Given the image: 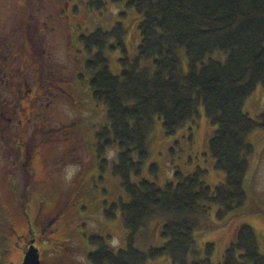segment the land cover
<instances>
[{"label":"rangeland","instance_id":"1","mask_svg":"<svg viewBox=\"0 0 264 264\" xmlns=\"http://www.w3.org/2000/svg\"><path fill=\"white\" fill-rule=\"evenodd\" d=\"M103 1L105 7L97 9L89 7L90 0H67L71 10H65L64 0H0V111L4 115L10 113L27 90L22 89V82L32 84V76L38 81L34 86L35 96L42 92L41 85L43 92L55 96L47 112L52 121L36 124L46 128H36L33 122L30 126L25 124L24 135L20 130L10 133L12 129L2 123L4 118L0 120V264H22L32 244L43 264H91L88 260L94 249L89 243L91 236L106 238L114 251L128 247V230L120 210L114 220L104 214L112 203L128 200L121 180L112 173L119 150L112 144L99 153L105 138L98 137V132L108 123L106 107L91 99L90 76L85 70L87 54L79 42L72 43L68 38L72 22L79 36L98 28L110 29L119 21L128 29L129 57L135 58L140 43L139 14L112 0ZM11 6L19 9L10 10ZM9 17L11 23L5 28ZM37 55L41 59H36ZM104 56L110 71L119 74L121 53L105 50ZM183 67L188 70L185 55ZM26 99L34 105L33 95ZM244 111L253 119L261 115L264 85L259 84L246 100ZM216 130L203 104L198 116L173 136L165 134L163 120L156 117L149 135L151 157L140 178L133 176L132 180L147 179L164 188L176 182V171L189 175L201 169L204 171L201 179L215 190L227 178L224 171L215 168L209 148ZM28 139L33 145L37 142L40 154H35L32 163L25 166L17 153L20 141L28 143ZM247 140L254 146V153L248 157L246 199L241 206L222 215L221 207L209 204L206 220H202V227L195 232L198 258L209 257L212 264H223L225 251L244 224L255 230L259 249L264 254V130L255 129L247 135ZM57 156L59 162L51 163ZM153 163L159 167L157 174L150 172ZM39 208L58 216L53 225L43 228L41 222L28 235L25 209L33 220ZM165 218L153 217L149 226L137 234L135 248L146 251L162 246L166 242L161 235ZM80 224L83 225L77 228ZM29 240L32 241L26 249ZM208 243L214 244L211 254H207ZM145 264L173 263L163 256L148 259Z\"/></svg>","mask_w":264,"mask_h":264},{"label":"trees","instance_id":"2","mask_svg":"<svg viewBox=\"0 0 264 264\" xmlns=\"http://www.w3.org/2000/svg\"><path fill=\"white\" fill-rule=\"evenodd\" d=\"M112 2L135 9L140 16V43L133 59L124 23L78 36L69 21L74 43L79 42L87 54L91 99L106 107L108 123L98 132V137L105 138L99 153L117 145L112 173L128 195L127 201L119 200L104 210L109 220L120 210L128 247L114 251L106 238L91 236L94 249L88 260L91 264H145L168 256L173 264H212L209 257L198 258L195 232L206 220L209 204L221 207L220 215L242 205L247 197L248 157L254 153L247 135L257 128L264 130V111L257 119L244 111L246 100L259 84L264 85V0ZM105 4L103 0L88 3L97 9ZM105 50L121 53L119 74L110 71ZM201 104L217 126L209 148L215 168L226 173V181L212 190L201 179V169L189 175L176 171V182L164 188L147 179L133 181V176L140 178L151 157L149 135L155 118H161L165 134L173 136L198 116ZM158 171V165L151 164L150 172ZM156 216L166 217L161 233L166 242L146 251L135 248L137 234ZM235 239L225 251L223 264H264L251 226L242 225ZM213 248L208 243L207 254Z\"/></svg>","mask_w":264,"mask_h":264},{"label":"flooded vegetation","instance_id":"3","mask_svg":"<svg viewBox=\"0 0 264 264\" xmlns=\"http://www.w3.org/2000/svg\"><path fill=\"white\" fill-rule=\"evenodd\" d=\"M66 4H67V1H66ZM68 7H69V5L67 4L65 6V10H66V8L68 10ZM18 9L19 8L14 7V6L10 7V10H18ZM63 12H64V10H63ZM11 20H12V18H10V17L7 19V21L5 23V28H8V24L11 23ZM71 29L68 32V38L70 39V41L72 43H74L73 31ZM36 59H41V56L39 57L37 55ZM33 71L38 72L37 70H33ZM36 82H38V81L34 76H32V84L28 83L26 80L23 81L22 82V89L26 88L27 90L25 91L24 96H22V95L20 96V100L18 101V104L10 110L9 114L4 115L3 112L0 111V120L2 118H4L2 123L7 124L4 126L5 128H8L9 130L12 129V130H10L11 131L10 133H14L16 130H20V132H22L24 135L25 131L27 130L26 126L32 125L33 122H36L35 123L36 128H41V127L46 128L44 126L40 127V125L38 126L36 124L37 123H40V124L46 123L47 124V123H50V121H52L51 114L49 115L50 117H48L47 112L50 109V105L55 100L54 99L55 96L52 95L51 92H49V93H47L45 91L43 92V86L42 85L40 86V89L42 90V92H39L40 95L35 96L34 86L36 85ZM47 84H49V78H48ZM30 85H32V86H30ZM32 95H33V99H34V105H31L30 101L29 100L27 101V99H26ZM48 96H50V97H48ZM26 102H28L27 105L25 107H23V104ZM35 105H36V107H35ZM25 124H26V126H25ZM33 139L35 140L36 138L34 137ZM18 141H20V140H18ZM33 143L34 142H32V144H31V141L29 139H28V143H23V141H22V143H21V141L19 143V148H18L19 154L17 153V158L20 160V162H23V164L25 166H29L32 163V160H33L35 154H40L38 147L36 148L37 142H35L34 145H33ZM21 147H23V151H21ZM58 158H60V157L57 156V157L53 158L51 163L52 162H59ZM47 164H48V162H47ZM80 212L82 214V210H80ZM82 215L84 216V214H82ZM25 216L28 220V224H27V226L29 228L28 229L29 230L28 235H30V234H33L34 229L36 228V226H39L41 222H43V225H44L43 228L53 225L55 223L57 216H58V213H54V214L53 213H44L42 208H39L34 219L31 220L29 215H27L26 209H25ZM41 218H43V220H41ZM82 225L83 224H80V226H82ZM32 240H35V239H32ZM31 241L29 240L26 242V249L28 248ZM24 253H25V251H24ZM42 264H43V262H42Z\"/></svg>","mask_w":264,"mask_h":264},{"label":"water","instance_id":"4","mask_svg":"<svg viewBox=\"0 0 264 264\" xmlns=\"http://www.w3.org/2000/svg\"><path fill=\"white\" fill-rule=\"evenodd\" d=\"M22 264H41L39 251L33 244L25 253V257Z\"/></svg>","mask_w":264,"mask_h":264}]
</instances>
